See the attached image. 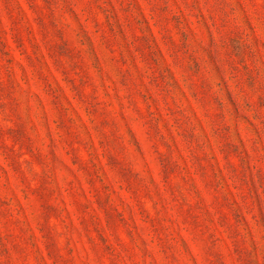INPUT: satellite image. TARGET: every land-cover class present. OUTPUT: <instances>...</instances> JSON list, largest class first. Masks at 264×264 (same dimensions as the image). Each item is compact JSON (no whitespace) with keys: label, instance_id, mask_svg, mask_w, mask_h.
Returning <instances> with one entry per match:
<instances>
[{"label":"rangeland","instance_id":"1","mask_svg":"<svg viewBox=\"0 0 264 264\" xmlns=\"http://www.w3.org/2000/svg\"><path fill=\"white\" fill-rule=\"evenodd\" d=\"M0 264H264V0H0Z\"/></svg>","mask_w":264,"mask_h":264}]
</instances>
